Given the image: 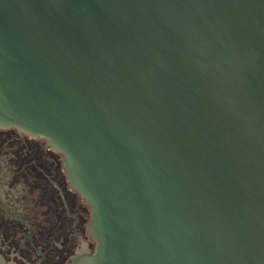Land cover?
Returning a JSON list of instances; mask_svg holds the SVG:
<instances>
[{"label": "water", "instance_id": "obj_1", "mask_svg": "<svg viewBox=\"0 0 264 264\" xmlns=\"http://www.w3.org/2000/svg\"><path fill=\"white\" fill-rule=\"evenodd\" d=\"M0 128L91 209L66 264H264V0H0Z\"/></svg>", "mask_w": 264, "mask_h": 264}, {"label": "flooded vegetation", "instance_id": "obj_2", "mask_svg": "<svg viewBox=\"0 0 264 264\" xmlns=\"http://www.w3.org/2000/svg\"><path fill=\"white\" fill-rule=\"evenodd\" d=\"M90 218L63 155L42 137L0 128V264H66L81 242L93 252Z\"/></svg>", "mask_w": 264, "mask_h": 264}]
</instances>
